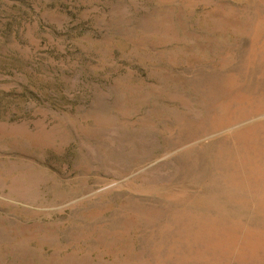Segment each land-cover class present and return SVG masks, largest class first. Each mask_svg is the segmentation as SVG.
I'll list each match as a JSON object with an SVG mask.
<instances>
[{"label": "rangeland", "instance_id": "obj_1", "mask_svg": "<svg viewBox=\"0 0 264 264\" xmlns=\"http://www.w3.org/2000/svg\"><path fill=\"white\" fill-rule=\"evenodd\" d=\"M0 264H264V0H0Z\"/></svg>", "mask_w": 264, "mask_h": 264}]
</instances>
